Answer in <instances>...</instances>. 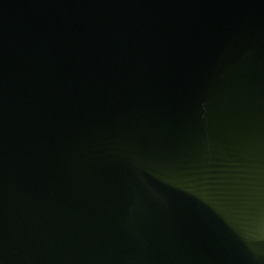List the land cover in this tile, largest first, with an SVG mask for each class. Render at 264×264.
<instances>
[{"label":"water","instance_id":"95a60500","mask_svg":"<svg viewBox=\"0 0 264 264\" xmlns=\"http://www.w3.org/2000/svg\"><path fill=\"white\" fill-rule=\"evenodd\" d=\"M0 264H264V0H0Z\"/></svg>","mask_w":264,"mask_h":264}]
</instances>
